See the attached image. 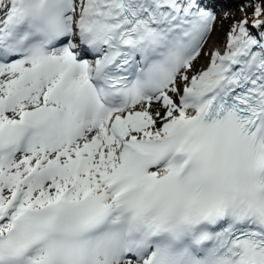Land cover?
<instances>
[{
    "label": "snow or ice",
    "instance_id": "obj_1",
    "mask_svg": "<svg viewBox=\"0 0 264 264\" xmlns=\"http://www.w3.org/2000/svg\"><path fill=\"white\" fill-rule=\"evenodd\" d=\"M0 264H264V0H0Z\"/></svg>",
    "mask_w": 264,
    "mask_h": 264
},
{
    "label": "rangeland",
    "instance_id": "obj_2",
    "mask_svg": "<svg viewBox=\"0 0 264 264\" xmlns=\"http://www.w3.org/2000/svg\"><path fill=\"white\" fill-rule=\"evenodd\" d=\"M231 11L235 12L236 15H239V10H235L234 11V10L231 9ZM222 16H223V13L222 12H218V20H217V22L215 24L214 30L212 31V33L209 36V39L211 38V35H212L211 39H217L218 41L216 43H219V42L223 43L224 42L225 33L228 30L229 22L228 21H223L222 19H220V17H222ZM209 39H208V43L209 44L208 43L206 44L205 50L210 49V48H214L216 46V43L214 42V40H213V43H212V41H209ZM204 63H206V61L203 58H201L200 61L198 62V64H204Z\"/></svg>",
    "mask_w": 264,
    "mask_h": 264
},
{
    "label": "bare ground",
    "instance_id": "obj_3",
    "mask_svg": "<svg viewBox=\"0 0 264 264\" xmlns=\"http://www.w3.org/2000/svg\"><path fill=\"white\" fill-rule=\"evenodd\" d=\"M213 35H214V34H213ZM214 37H215V36H214ZM211 38H212V35H211ZM211 38H210V39L208 38V39H209V41H212V43H213V40H214L215 43L218 41L217 39H211ZM208 44H209V43H208ZM216 44H217V43H216ZM211 45H212V44H211ZM213 45H214V44H213ZM207 50H208V49H207ZM199 61H200V60H199ZM199 61H198V62H199Z\"/></svg>",
    "mask_w": 264,
    "mask_h": 264
},
{
    "label": "trees",
    "instance_id": "obj_4",
    "mask_svg": "<svg viewBox=\"0 0 264 264\" xmlns=\"http://www.w3.org/2000/svg\"><path fill=\"white\" fill-rule=\"evenodd\" d=\"M233 10L235 11V10H237L236 8H233Z\"/></svg>",
    "mask_w": 264,
    "mask_h": 264
}]
</instances>
